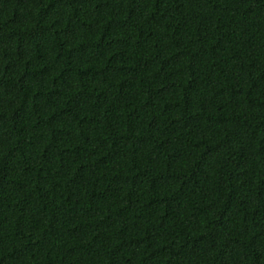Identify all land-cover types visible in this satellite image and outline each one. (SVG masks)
Here are the masks:
<instances>
[{"label": "trees", "instance_id": "1", "mask_svg": "<svg viewBox=\"0 0 264 264\" xmlns=\"http://www.w3.org/2000/svg\"><path fill=\"white\" fill-rule=\"evenodd\" d=\"M0 264H264V0H0Z\"/></svg>", "mask_w": 264, "mask_h": 264}]
</instances>
